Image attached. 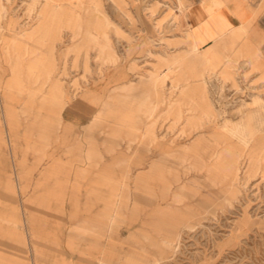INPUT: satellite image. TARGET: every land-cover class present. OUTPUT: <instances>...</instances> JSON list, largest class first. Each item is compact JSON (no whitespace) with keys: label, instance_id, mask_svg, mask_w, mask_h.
<instances>
[{"label":"rangeland","instance_id":"rangeland-1","mask_svg":"<svg viewBox=\"0 0 264 264\" xmlns=\"http://www.w3.org/2000/svg\"><path fill=\"white\" fill-rule=\"evenodd\" d=\"M96 1L0 0V264H264V80L199 76L185 0Z\"/></svg>","mask_w":264,"mask_h":264},{"label":"crops","instance_id":"crops-1","mask_svg":"<svg viewBox=\"0 0 264 264\" xmlns=\"http://www.w3.org/2000/svg\"><path fill=\"white\" fill-rule=\"evenodd\" d=\"M94 5L96 0H88ZM96 5L98 2L96 1ZM185 22L188 25L185 37L189 34V40H185V52L193 51L191 45L196 47L197 58L200 62L204 75L207 70H212L220 63H226L229 60L238 59V62L246 61L248 67L254 71L255 79L264 80V0H185ZM43 8L60 10V4L52 1L43 3ZM166 59L159 60V68L173 67L181 68L180 59L173 66V56H165ZM167 78V77H166ZM163 77H151L138 79L136 83L123 86L128 98H134L140 95L139 86L142 80L150 83L164 81ZM53 80L49 92V97L57 106H61L64 100V93L57 79L47 78L39 79L38 83L49 82ZM186 80V81H185ZM183 77L173 78L184 88ZM7 86L16 85V80L7 79ZM33 90H30L29 94ZM174 104V102H173ZM172 103L168 104V110H171ZM145 112L151 116L154 107L142 104Z\"/></svg>","mask_w":264,"mask_h":264},{"label":"bare ground","instance_id":"bare-ground-1","mask_svg":"<svg viewBox=\"0 0 264 264\" xmlns=\"http://www.w3.org/2000/svg\"><path fill=\"white\" fill-rule=\"evenodd\" d=\"M188 38H189V37H188ZM193 49L195 50V49H196V47H193ZM151 77H152V75H151ZM151 77H150V78H151Z\"/></svg>","mask_w":264,"mask_h":264}]
</instances>
